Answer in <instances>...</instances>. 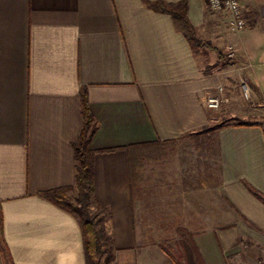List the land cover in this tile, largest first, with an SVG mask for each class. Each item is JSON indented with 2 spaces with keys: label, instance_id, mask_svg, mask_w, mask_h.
Instances as JSON below:
<instances>
[{
  "label": "crops",
  "instance_id": "obj_1",
  "mask_svg": "<svg viewBox=\"0 0 264 264\" xmlns=\"http://www.w3.org/2000/svg\"><path fill=\"white\" fill-rule=\"evenodd\" d=\"M239 1L240 34L206 0H0V264H86L77 220L40 195L74 185L82 96L96 121L88 148L110 264H176L160 243L183 231V264L245 263L264 250V0ZM154 3H183L196 35L226 54L233 45L235 59L192 48ZM245 82L259 90L252 103L236 91ZM220 87L222 109L247 123L203 133L218 118L205 98ZM201 136L211 154L199 175L160 192L142 169L132 197L124 147L159 142L151 160Z\"/></svg>",
  "mask_w": 264,
  "mask_h": 264
},
{
  "label": "trees",
  "instance_id": "obj_2",
  "mask_svg": "<svg viewBox=\"0 0 264 264\" xmlns=\"http://www.w3.org/2000/svg\"><path fill=\"white\" fill-rule=\"evenodd\" d=\"M152 7L156 10L166 11L173 15L176 27L185 35L189 41L192 48H206L214 51L218 60H230L226 53H223L221 49L213 46L209 41L199 38L193 26L189 23L185 17V7L183 3L178 4H160L154 3ZM81 117H82V128L77 141L73 144L74 156L76 160V172L75 181L73 186H66L57 189L48 190L41 193L40 195L51 202H53L59 208L72 214L77 220L79 227L81 229L83 248L85 254L86 264H99V259L103 254V241H105V231L109 233L108 245L112 247V238L107 220L108 212L99 205L93 196V157L94 152L88 148L89 140L96 129V121L90 112L87 99L81 97ZM247 122L236 121L232 125L246 124ZM221 124L214 125L210 124L203 128V133H210L217 129ZM154 143H141L132 144L124 147L128 158V168H129V181L131 195L136 198L141 193L140 181L142 178L141 170L145 159L151 155V146L158 144ZM70 190L76 191V202H71L67 192ZM251 191L257 194L254 190ZM93 203L98 207L96 213H91L88 209L89 204ZM104 214L103 217H98L100 214ZM104 218V219H102ZM180 236L191 243V234L182 232ZM0 238H2V220L0 217ZM163 250L167 252L164 248V244L160 243ZM173 260H176L174 256L171 255ZM113 259L110 255L107 262ZM176 262V261H175Z\"/></svg>",
  "mask_w": 264,
  "mask_h": 264
},
{
  "label": "rangeland",
  "instance_id": "obj_3",
  "mask_svg": "<svg viewBox=\"0 0 264 264\" xmlns=\"http://www.w3.org/2000/svg\"><path fill=\"white\" fill-rule=\"evenodd\" d=\"M242 31L234 32V33L240 34ZM230 47L231 48L229 49V51L232 53V56L230 58L235 59L237 50L233 45H231ZM258 55H260L259 56V61H260V57H264V49L260 50ZM261 66H258L257 68L258 73L264 71V67ZM250 84L251 83L249 82L247 84L245 82L244 84L243 83L238 84L236 87L237 89L236 91L240 96L241 100L247 103H252L253 95L256 90L250 88V86H248ZM243 85L245 86V88L243 87ZM244 90L248 92V95H245ZM262 101L263 98L259 99V101L255 100L254 104H256L257 102L262 103ZM262 108H263L262 110L264 111V104L262 105ZM214 112L217 114L218 117L214 121L213 123L214 125L223 124V123H234L236 121L244 120L239 117H229V114L225 112V109H222V106L219 109L215 110ZM187 143L188 145L186 146L183 145L167 146L164 151L165 154H159V157L157 159L155 158H152L151 160L146 159L144 161V166L142 168L143 175L145 176V180L142 183L146 184V186L149 183H153V186L156 189L160 190V192L161 191L165 192V189L173 188L174 180H177L180 176L188 175L194 177L196 175H199L201 171L205 169L206 157L209 156V154H211V148L209 147L211 145V140H209V137L205 138V136H201L196 141L193 140ZM185 157L190 159L184 161ZM67 194L71 202L73 203L76 202L75 190H70L67 192ZM88 209L91 213H96L98 211V207L93 203L89 204ZM104 214L102 213L98 215V217L101 218L104 216ZM104 235H105V239H104L105 241H103V243L105 244L103 245L104 252L99 259V264H110L112 260L107 262V259L110 255H112L113 257L114 251L108 245L110 236L107 230L105 231ZM170 240L171 239H165L164 241H162V243L171 248V251L176 258L175 260L176 264H183L182 258L178 254V250L179 247H182L183 245L187 247L189 243L184 240L183 241L178 240V242L175 241L174 242L175 244H173ZM263 252L264 250L260 252L253 260L246 261L244 264H255L256 260Z\"/></svg>",
  "mask_w": 264,
  "mask_h": 264
},
{
  "label": "built area",
  "instance_id": "obj_4",
  "mask_svg": "<svg viewBox=\"0 0 264 264\" xmlns=\"http://www.w3.org/2000/svg\"><path fill=\"white\" fill-rule=\"evenodd\" d=\"M209 10L212 12H223L228 16V26L232 32H240L247 27V19L245 17V10L239 0H206ZM228 47L227 54L229 57L232 53ZM245 88V86L243 85ZM245 95L248 92L244 90ZM228 102V98L223 96L222 88L214 95L205 98V106L210 109L217 110L222 104ZM228 264H244L238 258L232 257L228 260ZM255 264H264V252L258 257Z\"/></svg>",
  "mask_w": 264,
  "mask_h": 264
}]
</instances>
